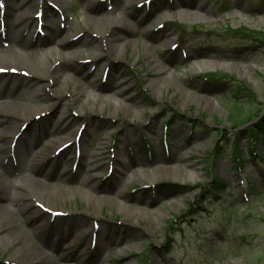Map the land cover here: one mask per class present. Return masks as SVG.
Here are the masks:
<instances>
[{
    "label": "rangeland",
    "instance_id": "obj_1",
    "mask_svg": "<svg viewBox=\"0 0 264 264\" xmlns=\"http://www.w3.org/2000/svg\"><path fill=\"white\" fill-rule=\"evenodd\" d=\"M90 1L97 3L89 22L97 24L98 32L110 30L114 17L133 23L118 30L131 44L119 57L104 61L106 67L82 56L90 51L78 40L93 34L73 35L87 20ZM122 1L65 0L62 10L52 0H37L30 11L43 23L46 13L55 11L39 46L44 68L51 65L45 56L59 51L47 31L51 27L56 38L73 36L72 51L86 48L71 66L89 71L96 83L110 88L100 93L80 81L82 89L68 87L64 78L61 85L51 80L47 87L48 102H57L58 87L64 90L59 102L79 97L77 107L68 108L78 120L79 140L90 143V152L105 140L107 155L103 168L94 172L101 176L99 194L86 189L91 204L77 189L78 177L71 185L75 195L67 193L66 201H57L52 209L39 204L44 214L52 210L53 219L86 220L95 226L78 236L71 224L68 251L44 249L45 259L53 264H264V0H132L127 8L122 6L129 0ZM186 1L192 10L173 9ZM198 5H203L201 11ZM166 31L170 35L163 41ZM239 65L250 73L241 77ZM160 66L177 78L155 74ZM11 72L27 81L36 77L26 68ZM117 72L125 87L121 94L114 86ZM67 74L72 80L73 74ZM213 74L226 78L207 81ZM237 84L244 89L236 91ZM82 91L107 100L105 109L83 108L87 97L81 98ZM35 114L42 123L51 111ZM248 120L262 121V129L254 121L241 126ZM26 128L11 132L9 144L19 151L26 146L20 138ZM46 140L38 138L33 147L41 148ZM62 142L46 153L56 147L61 152L69 144ZM162 166L168 169H156ZM78 173L79 179L85 174ZM22 174L14 171L12 178ZM120 190L124 192L117 197ZM26 223L20 217L22 232L28 230ZM101 224L112 243H98L95 232ZM35 243L41 246V239ZM11 254L0 243V264H22ZM77 254L80 262L72 257Z\"/></svg>",
    "mask_w": 264,
    "mask_h": 264
},
{
    "label": "bare ground",
    "instance_id": "obj_2",
    "mask_svg": "<svg viewBox=\"0 0 264 264\" xmlns=\"http://www.w3.org/2000/svg\"><path fill=\"white\" fill-rule=\"evenodd\" d=\"M52 1L61 4L63 10L65 0ZM36 4L37 0H0V46L9 42L7 47H0V71L2 70L0 73V243L11 249L10 256L15 261L19 259L22 264H53L50 259H45L47 253L44 249L67 250L66 239L71 224L74 227L72 233H76L78 236L87 233L90 228L94 229L95 226L86 220L80 222L72 219L67 221L59 219V217L53 219L52 210L50 211L53 207L51 206L56 207L57 201L61 199L66 201L67 193L75 195L71 185L74 181L77 182V177V189L79 188L82 193L86 194L88 204H91L92 194L86 193V189L99 194L97 184L101 176L94 172L103 168L107 152L104 151L105 140L100 142L93 152L88 150L90 143L87 140H79L78 120L68 110L71 106L73 109L75 106L77 107L76 104L80 101L79 97L72 101L59 102L58 100L63 98L64 90L58 87V91L55 92L57 102H48L45 93H47V87L51 84V80L55 84L61 85L62 78L68 87L70 84H75L76 88L82 89L78 83L80 81L86 82L88 87H92L93 90L100 93L109 90L108 86L103 87L96 83L97 79L91 76L89 71L80 72L79 69L72 67L71 61L83 56L86 60H92L93 63L100 62L104 66V61H107L108 58L119 57L131 43L129 38L118 30H121L120 28L123 26L133 27V23L126 19L119 21L114 17L110 22L112 24L110 30L98 32L97 24L92 27V23L89 22L95 19V16L89 12H91V6L97 5V3L90 1L85 5L88 21L85 20L81 23L79 30L77 29L73 34L76 36L81 31L93 34L91 37L78 40L79 42L82 40L84 47L88 48L90 53L81 54L86 48L81 52L72 51L71 47L74 43L71 38L73 36L62 35L60 38H56L57 34L53 33L54 29L50 27L47 31H50V36H52L51 42H54L59 51L51 56H45L51 65L44 68V58H41L39 46L43 43L44 27L48 28L46 22L55 11L46 13L47 17L43 23L40 15L30 14ZM131 5L132 0H129L122 7L127 8ZM202 7L203 5H198L197 8L201 11ZM176 8L192 10L188 1L173 6V9ZM69 30L67 31L70 32ZM169 35V32L166 31L163 41H167ZM147 41H151V39L147 38ZM166 43L164 42L165 45ZM148 60L150 61L149 56ZM19 68L30 69L36 77L27 81L21 79L20 76L13 75L11 71ZM240 70L241 77L250 73V71L243 70V66H240ZM67 73L73 74L72 80L68 78ZM162 73L166 74V80L177 78L160 66L155 74ZM115 76L114 86L119 87L118 93H124L125 87L122 86L119 73L117 72ZM84 96L87 97L83 104L85 109L92 106V109L98 111L105 109L108 104L104 98L89 95L87 91H82L81 98ZM44 111H51L50 116L45 119L46 122H37L34 119L35 113L38 115L39 112ZM24 124L27 125V128L23 130L20 138L21 141L24 140L26 146L25 149L19 151L15 149V145L9 144L12 139L11 132L20 129ZM34 138L35 140L38 138L47 140L44 146L37 148L33 147ZM62 141L69 142V144H65V149L58 153L56 147L54 152L46 153L48 149L53 150L56 145L63 143ZM76 162L79 163L78 169L73 171L72 166ZM163 168L165 166L156 169ZM18 170L23 171V174L20 179L15 180L12 175L14 171ZM78 170L85 172L80 179ZM146 171L143 170V172ZM131 179L132 176L128 178L127 182L130 183ZM123 192L120 190L116 196L121 197ZM41 202L46 203L45 207L50 208L45 214L38 207ZM95 207L96 205L90 213H94ZM22 216L27 218L26 229L28 230L25 232H22L18 225ZM69 216L73 217L74 215L70 214ZM47 224L50 226L48 237L44 235ZM96 230L95 234L99 236L98 243H112L113 239H110L112 236L107 233L103 224ZM90 236L92 235L90 234ZM37 237L41 239V246L35 243ZM72 257L76 261H81L78 254Z\"/></svg>",
    "mask_w": 264,
    "mask_h": 264
},
{
    "label": "trees",
    "instance_id": "obj_3",
    "mask_svg": "<svg viewBox=\"0 0 264 264\" xmlns=\"http://www.w3.org/2000/svg\"><path fill=\"white\" fill-rule=\"evenodd\" d=\"M223 78H226L225 76H222V77H218V76H216V75H212L211 77L210 76H207V81H209V82H216V81H222V79ZM244 89V87H241V85H236V91H238V92H240L239 90H243ZM237 95H239V94H237L236 93V96ZM252 115V114H251ZM253 121V120H252ZM247 122H250V120H248V121H246L245 123H247ZM245 123L244 124H242L241 126H243V125H245ZM254 124H255V127L257 126L258 128H261L262 129V125H263V122L262 121H256V122H254ZM235 125H237V126H240V125H238V124H235ZM255 132V131H254ZM255 134H256V136L258 137V138H260L261 137V133H259V132H255ZM255 136V137H256ZM215 183H219V180L218 179H216L215 180ZM221 188H223L224 187V185L222 184L221 186H220Z\"/></svg>",
    "mask_w": 264,
    "mask_h": 264
}]
</instances>
